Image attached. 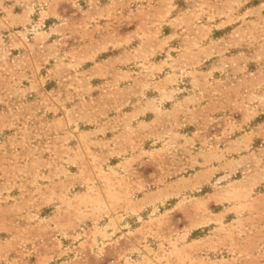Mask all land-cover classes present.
Here are the masks:
<instances>
[{"label": "rangeland", "instance_id": "374dc122", "mask_svg": "<svg viewBox=\"0 0 264 264\" xmlns=\"http://www.w3.org/2000/svg\"><path fill=\"white\" fill-rule=\"evenodd\" d=\"M0 264H264V0H0Z\"/></svg>", "mask_w": 264, "mask_h": 264}]
</instances>
